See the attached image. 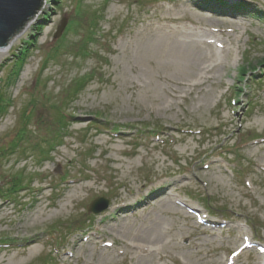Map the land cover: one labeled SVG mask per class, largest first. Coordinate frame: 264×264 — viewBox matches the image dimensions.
Here are the masks:
<instances>
[{"label": "rangeland", "instance_id": "rangeland-1", "mask_svg": "<svg viewBox=\"0 0 264 264\" xmlns=\"http://www.w3.org/2000/svg\"><path fill=\"white\" fill-rule=\"evenodd\" d=\"M222 1L44 0L0 56V264H130L121 241L153 216L148 263L264 255V0Z\"/></svg>", "mask_w": 264, "mask_h": 264}, {"label": "bare ground", "instance_id": "bare-ground-1", "mask_svg": "<svg viewBox=\"0 0 264 264\" xmlns=\"http://www.w3.org/2000/svg\"><path fill=\"white\" fill-rule=\"evenodd\" d=\"M30 22L28 23V25L19 34L14 35V38L11 40V42H9L4 47H0V56L5 51H8L14 45L15 40L30 25ZM209 30H212V29H209ZM210 35L211 36H205L204 38H201V36H197V38H200V40L201 39H205V38L213 39L212 35H214V33L212 32V34H210ZM190 40L193 41L195 39L190 38ZM179 41H182V39L180 37H178V36L173 39L174 44L178 43L179 45H183V44L179 43ZM215 65L216 64L211 63V64L206 66V69H213L215 67ZM260 168H261V170L264 171V165L261 164ZM160 202H161V205L159 206L157 213H160V214H163V215L172 214V215L180 216L178 214V211L180 210V208L178 206L172 204L173 202H171V200H168V199L165 200L164 198H161ZM181 203H183V202H181ZM127 204H128V202H127ZM169 206H171L173 209H171ZM5 207H7V206L3 205V208H5ZM197 212H199V211H197ZM199 214H201V212H199ZM200 219L204 223H206V222L207 223H216L215 220L213 221L212 219H209V217H206L205 215H202ZM159 222H160L159 216L149 217L145 221V224H144L145 228L137 229L134 233H131V240H129V241L122 240L121 241L123 246H127L129 248L130 258H131V263L130 264H155L154 261H152L151 263H148L149 260H145V258H142L139 255H140V253L141 254L142 253H147L148 258H150L154 254L158 255L159 251L167 243V241L164 242V237L162 235V231L160 230ZM110 229L113 230V231H117L119 233H124L125 232L124 225H121L120 223L111 225ZM96 230L97 231H95V233H97L99 235L100 234V230H98V229H96ZM233 231H236V229L234 228ZM110 235H112L111 231H109L107 236H110ZM192 235H194V233ZM100 236H105V234H104V232L102 230H101V235ZM233 237H234L233 243L236 246L235 249H234V250H236V256L235 257L238 258L244 252L249 251V249L247 247L251 245L252 237L249 234L245 233V232L243 234H238V235L237 234H233ZM195 239L198 240V237H196ZM197 246H198V242L197 241H193V244H191L190 242L188 244V248H192V249H197ZM75 248H76V246H73L72 249H75ZM251 248H252L251 252L256 250L255 258H254L255 260L253 261L252 264H264V255H261L262 254L261 252L258 253L257 249L255 247L251 246ZM123 253H124V251H123ZM223 258H224V260L222 262L219 261V263H217V264H236L235 262L233 263L235 258H232V257H230V258L223 257ZM173 259L176 261L175 257H173ZM159 264H165V263H159Z\"/></svg>", "mask_w": 264, "mask_h": 264}, {"label": "water", "instance_id": "water-1", "mask_svg": "<svg viewBox=\"0 0 264 264\" xmlns=\"http://www.w3.org/2000/svg\"><path fill=\"white\" fill-rule=\"evenodd\" d=\"M44 0H0V47L6 46L36 16ZM65 20L57 27L55 36L64 28ZM108 207L104 197L94 199L89 211L98 213Z\"/></svg>", "mask_w": 264, "mask_h": 264}, {"label": "trees", "instance_id": "trees-1", "mask_svg": "<svg viewBox=\"0 0 264 264\" xmlns=\"http://www.w3.org/2000/svg\"><path fill=\"white\" fill-rule=\"evenodd\" d=\"M212 2H215L218 6L219 4H224V1L222 0H210ZM243 6L242 3H239L237 4L236 6H234L233 9H236L238 6ZM244 68L240 69L241 72H243ZM83 83V80H80V81H76L75 84H82ZM81 89L79 88H76L75 91H74V94H72L73 97H75L76 93H78ZM72 96L70 95V98L69 99H72ZM7 102H8V99L4 98L3 95L0 93V115H2L6 110H7ZM60 113V114H59ZM58 115H59V121L61 122L59 127L61 129H63L62 125H64V123L66 122V115L64 114V112H58ZM25 121V120H23ZM25 123V122H24ZM25 125V124H24ZM57 136V135H56ZM57 138H60V136H57ZM11 146H13V143L11 142L10 143ZM16 177V176H15ZM18 180L20 181H11V183L9 184V189L13 190V191H16L18 188L22 187L24 185H20V183L23 181L24 177H17ZM8 190V188H5L3 186H0V194H2V192ZM0 196H3V195H0Z\"/></svg>", "mask_w": 264, "mask_h": 264}]
</instances>
